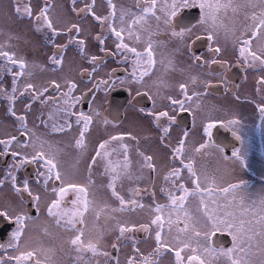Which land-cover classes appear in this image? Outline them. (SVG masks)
Returning a JSON list of instances; mask_svg holds the SVG:
<instances>
[{
  "label": "snow or ice",
  "instance_id": "obj_1",
  "mask_svg": "<svg viewBox=\"0 0 264 264\" xmlns=\"http://www.w3.org/2000/svg\"><path fill=\"white\" fill-rule=\"evenodd\" d=\"M76 3L77 0H72L73 11L77 12V15L86 12L101 27L102 32L106 31L114 37V52H109L103 47L106 37L102 38L101 35L94 37L101 45V51L130 66V80H120V84L142 86L145 79L150 77L156 69L157 47L160 43H167V40L174 38L176 43L172 54L180 53L182 50L188 51L191 44L205 39L211 56L201 57L192 53L189 56L192 65L200 68L219 63L223 66L226 62L219 60L223 52L218 42L220 32L225 30L227 35V31H232L235 35V31L226 29L221 14L226 16L230 11L234 16H239L242 9L256 6L252 0H247L246 4L238 3L237 0H133L132 7L118 8L113 0H105L107 14L98 15L95 11L96 0H85L84 8L78 11L75 8ZM259 5L261 10L258 13L243 12L245 20H250L251 23L243 24L240 35L235 37L234 45L238 51L239 63L247 68L264 70V44L253 48L254 41L264 39V0H259ZM48 8L49 5L45 3L37 13H33L29 4L23 9V15L37 22V31L46 28L50 33L45 35L55 51L49 56L48 61L50 65L55 66L52 71H56L62 67L68 45L55 43V38L65 34V30L55 27ZM190 9L199 10L197 24L200 31L198 32L193 31L197 24L184 25L178 29L174 23L178 16ZM15 12L18 16L21 15L22 9L19 3L15 7ZM73 30L75 35L69 38L68 43H75L83 54L85 40L79 38L82 29L79 25L72 24L66 32H73ZM162 32L168 34L167 40H155L154 37ZM0 61L4 62L2 71L12 76L11 95L2 87H0V94L10 101L7 111L16 121H19L18 130L21 137L28 135L32 143V151L25 152L13 148L14 144H20L22 148L28 147V144L17 136L11 135L0 139V145L3 146L0 148V157L10 156L13 161L10 168L6 170L4 179H0V189L4 187L6 181H10L12 191L19 197V206H0V225H2L0 236L10 230L8 243L0 244V249H3L0 264H54L55 250L45 249L42 244L34 243L32 238L26 235L29 221L32 220L28 209L31 204H34L39 210L41 201V195L34 194L31 182L27 178L18 181L16 173L29 165L34 167L36 185H42L45 192L50 189L51 198L45 206L47 217L56 228L70 233L64 243L68 249L77 253V260H83L86 254H90L86 264H109L110 261L120 264L118 257L102 247L110 231L115 232V242L111 243L114 251H119L123 241L132 240L130 247L133 254L127 258L126 264H157V258L163 252L173 255L174 264H215V261L220 258H224L225 264H253L252 257L257 255L262 257L260 264H264V192L258 194L249 192L247 181L242 179L237 182H228L224 186L217 177L210 176L207 169L198 170L197 168L200 163L197 157L202 160L208 154V149L213 147L212 129L216 127L217 121L203 125L202 134L206 139L198 145L193 144L190 148L188 147V131H184L174 145L170 143L171 128L173 125H178L177 117L170 115V111L176 113L189 110L190 103L194 99L207 94L212 87L210 82L200 80L189 71L186 77L175 85L178 96H165L164 99L168 101V104L162 110L147 113L153 118L152 123L160 133V145L169 149L170 159L178 162V166L170 167L163 175L165 185L160 191L165 194L167 203L155 202V191H152L150 194L153 197V206H150L149 219L147 222L134 223L126 218H119L115 214L144 209L146 206L137 199L142 195L141 189L131 188L130 198H126L118 191L117 184H123L124 180L143 179L144 170L147 169L149 183L154 189L153 180L158 172L154 156L140 149V138L128 132L111 135L98 142L93 149V154L88 158L87 175L84 177V182H81L76 178L75 172L69 173L62 168L59 149L54 150L52 145L47 144V141L40 139L28 129L26 116L17 115L14 105L19 97H26L28 103L25 104V111L28 112L36 101L43 105L51 101L55 111L63 114L62 123L51 125L53 133L71 131L72 117H75L74 123L78 126V136L74 138L73 146L81 153L86 152V133L90 131L95 118L100 116L99 111L94 110V114H85L75 110L83 96L75 95L78 85L71 79L66 78L63 84L53 79L48 85L39 87L30 80H26L23 88H19L17 81L30 77L32 73L29 71L28 60L15 51L9 50V46L0 45ZM98 61L99 58L95 55L89 58L91 64L98 65ZM159 63L173 71L176 70V64L172 58H162ZM96 70L97 68L93 67L92 72ZM82 76L91 78L92 73L85 70ZM111 77L112 73H109V79L97 81L89 91L99 89L101 84L107 86L105 92L110 91L116 83ZM257 83L264 84V77H261ZM159 84L160 87L167 86L163 80ZM190 86H194L191 91ZM200 87L204 88L203 92L195 90ZM50 89L59 93V96L45 95L50 92ZM128 91L131 95L130 87ZM140 95L155 103V96L152 95L151 89L143 92L137 89L136 96ZM258 108L261 117L264 118V103ZM52 116L53 113H49L48 120H51ZM40 122L45 128L49 127L48 121L41 119ZM218 123L229 127L233 136L243 146L244 141L238 134L240 120L233 118L226 122L218 121ZM127 140L134 141V145L127 143ZM133 147L139 158V174L133 169L131 157ZM218 150L223 151L222 148ZM231 156L234 158V164L246 167V154L241 149L233 150ZM224 159L229 158L225 156ZM98 164L103 168L102 175L107 178L106 188L110 191L111 198L116 201L115 205L107 201L98 202L96 194L92 191L95 184L92 178L93 168ZM185 171L191 187L185 182L183 175ZM144 191L148 190L144 189ZM25 194L30 198L29 205L24 204ZM194 196L199 198L195 216L186 207L189 198ZM89 217L92 218L91 227H89ZM102 218L105 221L114 220V226L101 224ZM136 232H154L155 246L151 252L147 254L142 252L135 238L128 235ZM218 233H227L231 237L232 247L227 249L215 247L214 237ZM45 234H48L47 229ZM100 257L104 260L101 261Z\"/></svg>",
  "mask_w": 264,
  "mask_h": 264
},
{
  "label": "flooded vegetation",
  "instance_id": "obj_2",
  "mask_svg": "<svg viewBox=\"0 0 264 264\" xmlns=\"http://www.w3.org/2000/svg\"><path fill=\"white\" fill-rule=\"evenodd\" d=\"M5 2L4 5L6 6L7 13L11 14L17 21L15 23L16 35L17 37H4L6 39L0 42V45L9 46V50L15 51L18 55L24 56L29 62V70L33 69L32 64H36L40 62V56L42 52H45V60L44 64L48 67L49 70H52L53 65L49 64L48 58L50 55L53 54L55 49L52 47V43L48 41L45 33H48V30L44 28L41 31L36 30V21L29 20L26 16L23 15V9L27 5H31L33 13H37L39 9L42 7L43 4L47 3L49 5L48 13L49 15L53 14L52 21L55 25V17H56V9H57V0H2ZM69 3L65 6V13L67 12L66 16L64 17L63 12H61V18H66L70 22L75 21L77 25L80 26L82 31L79 34V38L85 40V51L82 54L83 56L89 55V49L87 46L89 42H86L87 39L91 40L95 46V56L99 58L98 65L94 66H86L82 68L75 69V65H71L70 68L67 70V74H65V78L71 79L74 78L75 74L76 77L79 78L78 81L81 83H90L92 80L91 78H87L82 76V73L85 70L89 73H92L93 67H96L99 71V77L94 78L93 83H96L100 80L109 79V73H112V79L115 80V87L112 88L110 91L105 92L106 85L101 84L99 89H94L89 91L92 88L90 85L89 88L83 90L80 86H78L75 95L83 96L82 101L76 105L75 108L78 111H82L85 114L89 113L90 104L92 103V99L94 96L99 93L100 94V120L107 124L108 126H114L115 128H121L124 123H129L130 126L137 128L139 125L136 121L132 118H129L130 115L138 118L142 121V123L146 126L147 132L150 135H146L145 137H150L155 139V143L148 144L147 146L141 149L146 154L147 151H157L156 147L159 150H166L163 148L159 143V131L154 127L152 120L153 118L147 113L162 110L165 105L168 104V101L164 99L165 96H178V89L175 87L176 83L180 80H183L188 72L190 71L192 75H196L200 80H205L211 83L212 87L207 91L206 95L201 96L199 99H194L190 103L189 110L184 112H176L173 113L170 111V115H175L178 120V125H173L171 128V138L170 143L174 145L176 140L183 135L184 131H188V147L190 148L191 145L197 144L202 142L203 137L202 129L203 125L207 124L212 121H217L216 127L212 129V145L208 149V153L213 155V161L216 160L217 156H220L224 159L227 156L229 159L226 160L227 164L229 165V169L232 168V165L229 164L233 161V157L231 153L235 149H241L246 154V162L249 160V155L251 156L252 153L256 152L259 156L264 158V118L261 117L259 112L258 106L264 103V84H258L257 81L264 77V70L252 69L247 68L243 64L239 63L238 61V51L236 47L229 48L225 53L226 56H223V52L219 57L220 61H224L226 63L223 64H215V65H205L204 67L197 68L192 65V61L189 56L194 53L201 57L211 56V53L208 52V42L205 39H201L196 41L194 44L190 45V50L184 51L182 50L180 53L172 54V50L175 46L176 40L175 38L172 40H167V33H161L159 36L154 37L157 41H164L167 40V43H160L157 47V66L154 72L150 77L145 79L144 85H136V84H120V80L129 81V72L131 71L130 66H126L118 58H114L112 55H108L105 52L101 51V45L94 39L95 36L101 35L102 38L106 37L105 44L103 45L104 48L108 49L109 52L115 51V45L113 43L114 37H111L110 34L106 31L102 32L101 27L93 20V18L88 15L86 12L80 15H77V12L73 11V4L72 0L68 1ZM116 3L117 7L125 6V7H132L133 0H113ZM19 3V6L22 9L21 15H17L15 12V7ZM85 0H77L75 8L77 11L81 8H84ZM95 11L98 15H106L107 14V6L105 0H96ZM59 14V13H57ZM63 15V16H62ZM187 15V16H186ZM199 16V10H185L181 16H178L174 23L177 25V28H181L184 25H192L197 24ZM56 27V26H55ZM71 27V26H69ZM57 28V27H56ZM199 25L193 29L194 32H198ZM18 31V32H17ZM200 31V30H199ZM15 32V31H14ZM2 34V33H1ZM50 35V33H48ZM73 34V35H72ZM84 34V36L82 35ZM3 35V34H2ZM32 36L33 43L36 44V49L26 48L24 50L19 49L17 47L15 40L21 43V47L24 48V37ZM75 32H70L68 39L64 44L62 40L59 42L58 37L55 38V43L60 45L67 44L68 47L65 49L64 57L74 56L76 54H81L77 45L75 43L69 44L68 40L70 37L74 36ZM240 35V34H239ZM238 35V36H239ZM1 39V38H0ZM194 39V37H193ZM260 40L253 42V48H257L260 46ZM11 45V46H10ZM40 46H43L44 49L42 50ZM142 47V46H141ZM38 48V49H37ZM81 58V57H76ZM87 58V57H86ZM164 58H172L174 63L176 64V69L181 74V78L177 81L176 76L173 75L172 80H168L170 77V69L166 67V65H161L159 61ZM78 60V59H77ZM78 60L77 62H79ZM75 63V62H74ZM192 65L191 67H189ZM7 67H12L11 65H7ZM127 67V70H126ZM4 68V62L0 61V87L8 90L9 95H11V87H12V76L10 74H5L2 69ZM32 68V69H31ZM64 66L62 65L61 68L58 70H62ZM40 70V69H39ZM75 70H77L75 72ZM181 70H184L183 72ZM64 72V71H63ZM60 81V78L56 79ZM163 80L166 82L168 87H160L159 82ZM177 81V82H176ZM36 84L35 81H31ZM75 82V81H74ZM25 83V78L17 81V86L19 88H23V84ZM49 84V83H48ZM44 84V85H48ZM131 88V95L129 94L128 88ZM190 86V91L192 90ZM159 88V94L157 95V89ZM140 89L141 92L151 89L152 95L155 96V103L152 100H149L143 95L136 96V90ZM259 89V91H258ZM196 91L203 92L204 88H196ZM113 92H118L120 97L118 96L115 99V108H119L122 106L120 112L116 113L115 118H111L109 116V99L110 95ZM122 94H124L125 98H123ZM45 95H56L59 96V93L55 92L54 90L50 89L49 93ZM84 98L87 99L85 103ZM183 99V97H179ZM28 103V99L26 97H19L14 105L15 111L17 115H25L27 120L28 129L36 134L37 137L40 139H45V137H51L54 133L51 131V125L56 123L59 125L63 121V114L57 113L55 111L54 104L49 101L48 104L43 105L40 104L39 101H36L33 104V108L26 112L25 111V104ZM10 101L9 99L0 94V139L8 138L11 135H15L18 139L23 140L25 143L28 144L27 148H22L20 144H14L13 148L15 150L31 152L32 151V143L30 142V138L28 135H24L21 137L19 129V121H16L14 117H12L7 109L9 107ZM199 105V107H197ZM61 107L62 104H61ZM49 113H53L52 119L48 120ZM73 118V117H72ZM238 119L240 120L239 127V135H241L244 143L243 146L241 145L240 141H238L232 134V131L229 127L224 126L218 121H227L228 119ZM41 119L48 121V128H45L43 124H41ZM72 121H75L73 119ZM107 121V122H105ZM166 123V121H165ZM144 126V127H145ZM215 129V130H214ZM42 132V134H41ZM45 133V134H44ZM44 134V135H43ZM144 137V138H145ZM127 143L130 145H134V141L127 140ZM156 146V147H154ZM3 146L0 145V148ZM222 148L223 151H219L218 149ZM135 147L131 149V153H134ZM169 151V149H167ZM216 156V157H215ZM132 157V155H131ZM133 160V168L134 171L136 170V166L138 164V160ZM200 159V157H197ZM222 162V161H221ZM13 161L12 158L9 157H0V179H4L6 170L10 168ZM264 163V162H263ZM136 164V165H135ZM214 164V163H213ZM135 166V167H134ZM215 166V164H214ZM138 167V166H137ZM228 169V168H227ZM226 169V170H227ZM247 169V168H246ZM245 169V171H246ZM252 170V169H251ZM159 172V171H158ZM158 172L155 174L154 179L157 177ZM186 175V171L184 172ZM213 171V176H214ZM18 177V181H23L27 178L32 185V190L35 193L41 195L40 201V209L37 210L34 204H31L30 198L27 197L25 194L24 204L31 206L29 207L28 211L29 214L32 216V220L29 221V224L33 221L41 220L42 218H46V211L45 206L49 199L51 198L50 189L48 192H45L42 185H36V173L34 167L29 165L26 166L24 169H21L19 172L16 173ZM147 178L146 181L149 180V172L147 170ZM236 178H240L242 180L247 181V184H254L259 183L264 185V176L257 175V172L254 170L252 176H236ZM239 179V180H240ZM154 182V180H153ZM152 185L149 183L148 187L150 188ZM5 205H16L19 206V197L15 194L11 189L10 181H6L4 187L0 189V206ZM46 216V217H45ZM50 220V218H49ZM35 226V224H34ZM2 227V225H0ZM37 227V225L35 226ZM40 227V226H38ZM41 228V227H40ZM43 228V227H42ZM53 228L57 231V228L53 225ZM42 230V229H41ZM66 233V232H65ZM10 235V230L5 231L2 236H0V244H7ZM140 235V236H139ZM146 233L143 232H136L135 236L137 238H144ZM55 237V236H54ZM52 239V237H51ZM232 245V244H231ZM231 245L227 248H230ZM218 248H225V247H218ZM11 252V250H9ZM110 252L113 253L114 256H117V251H114L110 247ZM71 252L67 250L66 258L67 262L63 264H76L79 261L73 262V257ZM3 254V249H0V255ZM54 264L56 262L54 261ZM80 264H84L83 261Z\"/></svg>",
  "mask_w": 264,
  "mask_h": 264
},
{
  "label": "rangeland",
  "instance_id": "obj_3",
  "mask_svg": "<svg viewBox=\"0 0 264 264\" xmlns=\"http://www.w3.org/2000/svg\"><path fill=\"white\" fill-rule=\"evenodd\" d=\"M68 1L70 0H57L56 17L54 19L55 26L58 29L65 30V34L58 36V41H57L60 43V41L62 40L63 44L64 42H66L70 34V32H66V29L72 24L76 23L75 21L70 22L69 20L64 18L67 14V12L65 13V6L66 4L69 3ZM237 2L241 4H246L247 0H237ZM252 2L256 6L254 8L242 9L239 16H234V14L230 11L228 12L226 16L221 14L222 20H223L224 25L226 26V29L235 31V35H233L232 31H227V35L225 34V30H221L220 32L218 42L223 48V56H226L225 53L227 52L229 48L235 47L234 45L235 37L241 33L243 24L251 23L250 20H245L243 12L247 11L250 14L252 11H256L258 13L261 10V7L259 5V0H252ZM4 3L5 2H2V0H0V38H1L0 42L4 41L6 37L8 36L10 37L13 36L15 38L17 37L16 35H13V33H16L15 23L16 22L18 23V21L11 14L7 13V9ZM61 12H63V15H64L63 18H61ZM49 16L51 19L54 18L52 12ZM199 30L200 29H198V31ZM4 34H6V37H4ZM82 35L84 36V34ZM14 42H16L17 47L22 50L26 48L36 49V46H35L36 44L33 43V38L31 35L29 37L28 36L24 37V44H25L24 48L21 47V43L19 41L17 42L15 40ZM86 42H89V45L87 46V48L89 49V55L87 54L86 56H83L82 54H79V55L76 54L70 57L65 56L63 60V64H62L64 68L58 71L49 70L48 67L45 66L44 64L45 55L44 54L46 51L42 52V55L40 56V62L31 65V66L38 65V67H33V69L31 68L32 70H29L32 74L30 77L25 78V82L26 80L35 81L36 85L39 87L40 85L48 84L53 79L56 80L60 78V82L63 84L64 80L67 78V77L65 78V74H67V70L70 68L71 65L74 64L75 69L86 67V66L87 67L94 66V64L89 63V58L92 55H96L95 54L96 46L91 40L87 39ZM259 44L260 45L264 44V39L260 40ZM40 47L42 50L44 49L43 46H40ZM76 57H81V58H76ZM77 59L80 61L77 62L78 61ZM175 64H177V62H175ZM76 71L77 70H75V72ZM175 74L176 75L178 74L176 76V79L178 81L179 78H181V74L178 71V69H176L175 71L170 69V77L168 80H172V77ZM96 77H99L98 70H96L94 73L92 72V80L90 81V83H84V82L81 83L80 81H78L79 78L76 77V74L74 78L72 79L73 81L77 83L78 86L81 87V89L85 90L89 88L90 85L92 86L94 84L93 80ZM99 103H100V94L97 93L92 99V103L90 104V109H89L88 114H94V110L99 111L100 113L101 107ZM75 110L78 111L77 108H75ZM129 118L134 119L136 123H138L139 126L137 128H134L133 126H130L129 123L128 124L124 123L121 126V128L118 129V128H115L114 126L110 127L107 124H104L100 120V116L96 117L94 120V123L90 127V131L86 133L87 149H86V152L84 153H81L79 150L75 149L73 146L74 138L78 136V126L75 125L74 121H72L73 127L71 131L62 132V133H54L51 137H45V139H48L47 144L52 145L54 150L59 149V159L61 161L62 168L69 173L75 172L76 178L80 180L81 182H84V177L87 175L88 158L93 154L94 147L101 140L107 139L111 135L131 132L132 134L137 135L140 138L139 146L141 147V149L147 146L148 144L155 143V139L153 138H150V137H148V139L144 138L146 135H150V133L147 132V129H145L146 126L142 123L141 120L131 115ZM73 119H75V117H73L72 120ZM42 140L44 139L42 138ZM46 148H47V145H46ZM156 150L157 151H153V152L147 151L148 154H151L154 156L155 163L157 164L158 171H159L157 177L154 179V182H153L155 185L154 189L152 186L150 188L148 187L149 180L146 181L147 169L144 170L143 179L134 180V181L124 180L123 184H120V183L117 184L118 191H120L121 194L124 195L126 198H130L129 190L131 188L139 187L141 189L142 195L140 197H137V199H139L140 202L143 203L146 207L144 209H137L135 212H125V213L115 214L119 218H122V219L126 218L129 221L134 222V223L147 222V220L149 219V215H150V206H153V197L150 194L152 191H155V202L167 203L165 194L160 191L161 187L165 185V182L163 181V175L170 167L178 166V162L170 159L168 155L169 151L167 149L162 151L156 147ZM211 154L213 153H208L206 156L203 157L202 160L201 158L200 159L197 158V160L200 161V163H198L197 165V168L198 170L207 169L208 174L210 176H213V171H214L215 173L214 176L217 177V179L224 186H226L228 182H237V180H239L240 178L237 179L236 176H248V175L252 176V173L254 170L257 172L258 176L259 175L264 176V163H263L264 158L262 160V158L256 152L252 153L251 156L249 155L250 158L246 162V167H241L238 164H234L232 161L231 163H229L232 165V168L230 169L225 159L221 158L220 156H217V157L215 156L216 160L213 161V155L211 157ZM131 155L132 157H134L133 158L134 160L139 159L136 155L135 149H134V153H131ZM213 163L215 164V166ZM137 166H136L135 171L137 172V174H139V168ZM102 172H103V168L101 165L98 164L94 166L92 178L95 181V184L93 186L92 191L96 194V199L98 202L107 201L108 203L115 205L116 201L113 198H111L110 191L106 188L107 178L102 175ZM183 175L185 177V182L187 183L189 187H191V183L187 179V173L186 175L185 173H183ZM144 189H147L148 191H144ZM248 190L249 192L253 194L262 193L264 192V185L259 184V183L250 184L248 185ZM198 204H199V198L195 196L190 197L187 202L186 207L188 208L189 212L192 213L194 216L197 214ZM91 223H92V218L89 217V227H91ZM100 223L107 224L109 227H112L114 226L115 221L114 220L105 221L102 218ZM34 224L35 226L37 225V227H35ZM38 226H40L41 228ZM45 229H47V232H48L47 235L45 234ZM26 235L30 236L34 243L42 244L45 249H48V248L54 249L55 250L54 261L56 262V264H63L67 262L66 258L68 257L66 256V252L67 250L71 252V250L68 249L64 241L70 235V233H67V232L65 233L63 230L59 228H57V231H56L53 228V224L51 220H49L48 217L42 218L41 220H38V221L31 222V224H29V228H28ZM128 235L130 237L135 238L137 246L145 254H147L148 252H151L155 246L154 232L146 233L144 238H137L135 236V233H129ZM113 242H115V232L110 231L107 234L102 247L105 250L110 252L111 243ZM131 243H132V240H125L122 242V245L120 246L119 251L117 252V256H118L120 264H126L127 258L133 254L132 249L130 247ZM224 249H227V248H224ZM71 255L73 257L72 259L73 262L79 261L76 264H80L81 261H83L84 264H86V261H88L90 258V254H86L83 260H77L76 259L77 253H75L74 251H72ZM99 259L101 261L104 260L103 257H100ZM261 259L262 257L258 255L253 256L252 257L253 264H260ZM109 264H114V261H110ZM157 264H174V257L171 253L163 252L161 256L157 258ZM215 264H225L224 258H220L219 260L215 261Z\"/></svg>",
  "mask_w": 264,
  "mask_h": 264
},
{
  "label": "water",
  "instance_id": "obj_4",
  "mask_svg": "<svg viewBox=\"0 0 264 264\" xmlns=\"http://www.w3.org/2000/svg\"><path fill=\"white\" fill-rule=\"evenodd\" d=\"M187 16V15H186ZM120 97V94L118 92H113L111 95H110V101H109V105H110V110L108 111L109 112V116L111 118H115L116 116V113L117 112H120L121 109H122V106L119 107L118 109L115 108L114 104H115V99H117V97ZM123 98H125L124 94H122ZM84 101L85 103L87 102V99L84 98ZM215 130V129H214ZM213 133V131H212ZM140 236V235H139ZM214 246L215 247H229L231 244H232V240H231V237L229 235H227V233H218L215 237H214Z\"/></svg>",
  "mask_w": 264,
  "mask_h": 264
}]
</instances>
